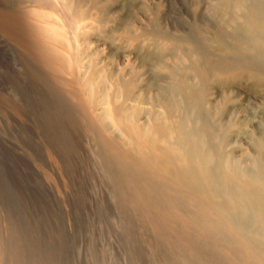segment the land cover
<instances>
[{"label":"rangeland","instance_id":"374dc122","mask_svg":"<svg viewBox=\"0 0 264 264\" xmlns=\"http://www.w3.org/2000/svg\"><path fill=\"white\" fill-rule=\"evenodd\" d=\"M0 1V264H264V0Z\"/></svg>","mask_w":264,"mask_h":264},{"label":"bare ground","instance_id":"6f19581e","mask_svg":"<svg viewBox=\"0 0 264 264\" xmlns=\"http://www.w3.org/2000/svg\"><path fill=\"white\" fill-rule=\"evenodd\" d=\"M2 5H5V4H2ZM0 17L2 18V19H0V21H2L4 23L3 26L4 27L6 26L7 27L6 29H8V30H6L7 32L11 31L10 32L11 34L14 33V35L16 34L17 36L22 35L24 37L23 39L27 40L28 45L30 46V50H33L35 52L40 51L39 47L37 48V46H36V43L34 41L32 34L24 26V19L20 14H17L14 12L13 14L9 15V14H7V13L5 14V12H3V13H0ZM42 55H43V53H42Z\"/></svg>","mask_w":264,"mask_h":264}]
</instances>
